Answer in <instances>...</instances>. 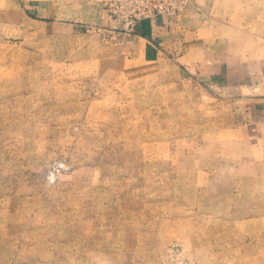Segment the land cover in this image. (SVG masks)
Returning <instances> with one entry per match:
<instances>
[{"label": "rangeland", "instance_id": "374dc122", "mask_svg": "<svg viewBox=\"0 0 264 264\" xmlns=\"http://www.w3.org/2000/svg\"><path fill=\"white\" fill-rule=\"evenodd\" d=\"M183 5L0 0V264H264V0Z\"/></svg>", "mask_w": 264, "mask_h": 264}, {"label": "built area", "instance_id": "2783aa9c", "mask_svg": "<svg viewBox=\"0 0 264 264\" xmlns=\"http://www.w3.org/2000/svg\"><path fill=\"white\" fill-rule=\"evenodd\" d=\"M187 0H110V5L119 3L120 8L111 11V17L117 20L122 15L127 20L137 16H147L153 11L178 14Z\"/></svg>", "mask_w": 264, "mask_h": 264}, {"label": "crops", "instance_id": "0c3cea01", "mask_svg": "<svg viewBox=\"0 0 264 264\" xmlns=\"http://www.w3.org/2000/svg\"><path fill=\"white\" fill-rule=\"evenodd\" d=\"M93 17H95V16H93ZM159 17H163V16H159ZM162 28V27H161ZM147 47V46H146ZM148 51H149V55L148 56H146L147 58H146V62H149L150 63V60H152V59H154L155 58V56H157L158 55V53H157V51L156 50H153V48L151 47V46H149L148 45ZM158 57V56H157ZM145 62V63H146ZM147 64V63H146Z\"/></svg>", "mask_w": 264, "mask_h": 264}, {"label": "bare ground", "instance_id": "6f19581e", "mask_svg": "<svg viewBox=\"0 0 264 264\" xmlns=\"http://www.w3.org/2000/svg\"><path fill=\"white\" fill-rule=\"evenodd\" d=\"M107 1V0H106ZM120 7V6H119ZM111 8V7H110ZM149 16V15H148ZM111 19V18H110ZM138 22V21H137Z\"/></svg>", "mask_w": 264, "mask_h": 264}]
</instances>
